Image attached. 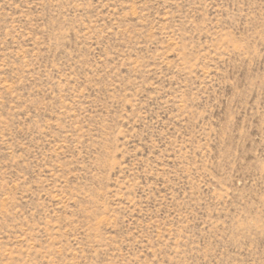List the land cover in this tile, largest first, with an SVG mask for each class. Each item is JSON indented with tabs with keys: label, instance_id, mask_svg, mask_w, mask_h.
Here are the masks:
<instances>
[{
	"label": "rangeland",
	"instance_id": "obj_1",
	"mask_svg": "<svg viewBox=\"0 0 264 264\" xmlns=\"http://www.w3.org/2000/svg\"><path fill=\"white\" fill-rule=\"evenodd\" d=\"M0 264H264V0H0Z\"/></svg>",
	"mask_w": 264,
	"mask_h": 264
}]
</instances>
